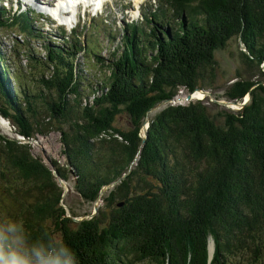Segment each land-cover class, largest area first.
<instances>
[{
	"label": "trees",
	"instance_id": "1",
	"mask_svg": "<svg viewBox=\"0 0 264 264\" xmlns=\"http://www.w3.org/2000/svg\"><path fill=\"white\" fill-rule=\"evenodd\" d=\"M158 2L148 28L125 33L118 58L86 52L107 70L102 78L85 74L88 60L74 65L83 50L74 42V53L46 47L10 73L3 67L0 117L15 137L0 132V231L22 238L27 249L55 251L63 241L78 264H231L228 256L247 252V264H262L264 0ZM27 32L30 22L18 33ZM231 39L241 46L242 67L223 95L213 96L242 102L250 95V103L240 110L202 99L174 104L180 90L210 89L202 81L214 74L215 51ZM122 111L125 130L115 125ZM52 132L65 158V165L50 162L58 178L27 143ZM70 176L93 212L101 201L96 213L68 208V217L59 180Z\"/></svg>",
	"mask_w": 264,
	"mask_h": 264
},
{
	"label": "rangeland",
	"instance_id": "2",
	"mask_svg": "<svg viewBox=\"0 0 264 264\" xmlns=\"http://www.w3.org/2000/svg\"><path fill=\"white\" fill-rule=\"evenodd\" d=\"M125 3H128L129 0H124ZM145 2L141 6V11L144 10L145 13H148L149 11H153L156 9V5H154L152 0H144ZM140 2V0H139ZM119 4H123V0H108L107 5H105V9H103V14L101 19H104L106 15L109 17L107 19V23L105 21L103 22L102 20L97 21L98 28L95 29V31L92 28L88 27V24H80L83 25V31L84 35L86 34V31H88L87 35L85 36L88 39V42H90V48H92L93 53H97V56H100L103 58V60H111L113 58H118L120 53H121V44H122V33H121V28L123 26V22L121 21V13L120 10L118 9ZM116 5L115 8L117 10L112 11L111 9ZM112 11V12H111ZM125 14V13H123ZM114 17L115 19H112ZM118 22V25H117ZM41 21L39 20L35 24V38L26 40L27 44H24L23 48L18 47L17 51L18 53H22L25 51H34V56L35 57H40L44 56V50L45 46L49 47H55L56 44L52 43L51 41L55 42H61L60 40H56V38L61 37L56 33V30H53L47 26L41 25ZM177 24V20L171 19V22L169 24L170 29L174 28ZM79 27V28H80ZM121 27V28H120ZM38 29V31H37ZM17 32V30H14ZM50 31V32H49ZM61 32V31H60ZM62 33V32H61ZM16 40H19L22 42L23 38L21 39V36L19 35H14L13 31H5L0 29V54L3 55V61L4 64L7 65L11 70H7L8 73L12 71V65L14 63L12 60L10 61V56L12 55L10 52V47H17L20 42H16ZM240 45L237 39H231L227 46L224 49H217L215 51V71L212 76L209 75L208 73L206 74V77L202 81L204 85H209L210 89L206 92L211 93L212 95H223L225 88L232 82V79L234 78L236 72L239 70L240 67H242L240 63V58H239V52L238 50L240 49ZM243 50V49H242ZM9 59L10 64L7 62ZM77 63H80L81 65L83 63H86V60L83 62V58L81 55H79L76 58ZM88 63V61H87ZM92 70L89 71V68L85 71L86 73H90L93 75L98 76V78H102L103 75L106 73V69H100L99 65H96V61H91L90 63ZM25 68V67H23ZM81 69V68H79ZM15 70V69H14ZM242 70V69H240ZM211 77V78H209ZM13 83L12 80H9L7 78L4 79V84L9 85ZM11 86L14 87L13 84ZM185 95L186 92L183 90L179 91V96L175 99L174 104H178L182 102L185 104ZM197 95H204L201 92H195L194 96ZM92 97V96H91ZM180 99V100H178ZM204 101H209L210 98L208 97H203L200 98ZM91 100V99H90ZM219 101H225V99L219 100ZM221 109H225L223 105L220 104ZM229 109L231 110H236V107L231 106ZM115 125L117 128L120 129H128L130 128V122H129V117L125 112H121L119 116L117 117V120L115 122ZM0 132L9 137V138H14V129L9 125L8 122L4 121L0 117ZM32 149L33 155L39 157L46 165L51 164V161H56L60 165H65V158L62 155L61 152V144H60V136L58 133L52 132L48 134L45 137H37L35 140L28 141L27 142ZM71 178L69 179V182L67 183V192L65 193L63 197V201L65 203L66 208H71L73 209L79 216L83 215H90L93 212V204H86L84 203L80 197L77 195L76 191L73 188L74 185V180L73 177L70 176ZM97 205L101 206V201L97 203ZM98 206V207H99ZM94 213V212H93ZM94 216V215H93ZM91 216V217H93ZM89 217V218H91ZM211 244V243H210ZM213 249V247H212ZM209 250H210V245H209ZM211 252V250H210ZM251 255L250 252H247L246 254H240L237 256L229 257L227 258V261L230 262H238V264H243L246 262L248 257ZM240 256V257H239ZM264 259V256H263ZM140 264H146L145 262L140 263ZM264 264V260H263Z\"/></svg>",
	"mask_w": 264,
	"mask_h": 264
},
{
	"label": "clouds",
	"instance_id": "3",
	"mask_svg": "<svg viewBox=\"0 0 264 264\" xmlns=\"http://www.w3.org/2000/svg\"><path fill=\"white\" fill-rule=\"evenodd\" d=\"M0 264H78L74 251L63 241L55 251L27 249L18 239L0 231Z\"/></svg>",
	"mask_w": 264,
	"mask_h": 264
},
{
	"label": "water",
	"instance_id": "4",
	"mask_svg": "<svg viewBox=\"0 0 264 264\" xmlns=\"http://www.w3.org/2000/svg\"><path fill=\"white\" fill-rule=\"evenodd\" d=\"M195 92H201L202 94L205 95L204 97H208V98H210V101H212V102H217L218 104H221V105H223V106H225V107H227V108H230L231 106L236 107V108H237L236 110H240V109H242L244 106H246L247 104H249L250 101H251V96H250V95H247V96L243 99L242 102H235V101H218V100H216V99L214 98V96H213L211 93L206 92V91H203V90H199V89H198V90L193 91L192 93L187 94V95L185 96V98H184V99H185V102L192 101V100H194V99L201 100L200 98H197V97L195 98V97H194V93H195ZM178 100H180V99H178ZM167 103H171V100H169L168 102H163L161 105H159V106H157V107L151 109V110L149 111V113H153V112L157 111V110L160 109L161 107H164ZM172 103H174V102H172ZM147 123H148V121L146 120V121H145V124L143 125V127H142V129H141V136L143 137V140H145L146 137H147ZM49 166H50V168H51V170H52V173H53L54 177L58 178L57 175H56L55 170H54L53 167H52V165L49 164ZM72 172H73V171H72ZM116 183H117V182H115V183H111V184L105 186V187L102 189V191H101L100 194L104 193V192L107 191L109 188L113 187ZM59 184H60L61 188L63 189V196H62V199H63L65 193H66L67 190H68V188H67V185H66L64 182H62L61 180H59ZM98 202H99V199H97V202H96V204H95V206H94V213H96V211H97V209H98V205H97ZM64 207H65V206H64ZM65 209H66V211H67V213H68V217L71 218V214H70L69 209L66 208V207H65ZM73 220H74V221H80L81 219H73Z\"/></svg>",
	"mask_w": 264,
	"mask_h": 264
},
{
	"label": "bare ground",
	"instance_id": "5",
	"mask_svg": "<svg viewBox=\"0 0 264 264\" xmlns=\"http://www.w3.org/2000/svg\"><path fill=\"white\" fill-rule=\"evenodd\" d=\"M137 1V3L139 2V0H136ZM205 95H197V96H194L195 98L197 97V98H203ZM86 220V219H85ZM212 243L210 244V250H211V252H212Z\"/></svg>",
	"mask_w": 264,
	"mask_h": 264
}]
</instances>
